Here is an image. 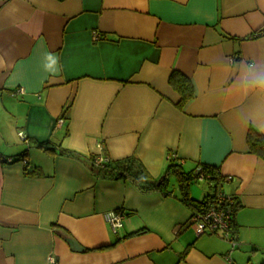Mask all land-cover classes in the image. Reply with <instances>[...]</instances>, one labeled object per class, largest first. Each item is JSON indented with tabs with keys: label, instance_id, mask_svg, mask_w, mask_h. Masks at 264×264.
<instances>
[{
	"label": "crops",
	"instance_id": "0c3cea01",
	"mask_svg": "<svg viewBox=\"0 0 264 264\" xmlns=\"http://www.w3.org/2000/svg\"><path fill=\"white\" fill-rule=\"evenodd\" d=\"M173 71L193 86L182 110ZM251 128L264 134V0H0V264H264ZM131 155L153 178L172 158L217 166L237 247L196 235L175 178L164 195L89 170Z\"/></svg>",
	"mask_w": 264,
	"mask_h": 264
},
{
	"label": "trees",
	"instance_id": "16d2710c",
	"mask_svg": "<svg viewBox=\"0 0 264 264\" xmlns=\"http://www.w3.org/2000/svg\"><path fill=\"white\" fill-rule=\"evenodd\" d=\"M171 88L180 96V100L177 104L181 110L184 105L194 98L192 82L184 74L177 71H173L168 79ZM68 109L62 111L63 119L67 117ZM248 152L254 155H259L264 159V134L255 131L251 128L246 136ZM46 152L54 151L53 147L48 145L41 146ZM67 154L68 156L74 155L73 152L62 149V154ZM97 157L92 156L90 158L89 170L97 177L103 178L110 181L119 180H129L132 182L140 191L144 193H150L152 191L163 193L164 195L172 194L169 189L171 178H175L178 182V192L180 193L181 201L188 205L194 213H199L205 210H209L211 206L214 205V199L216 193H220L229 200L228 206H231V224L232 232L234 234L235 226L234 223V213L238 207V203L233 202V198L225 195L222 190H220L219 184L222 180L220 178L218 167L211 164H200L199 167L192 171H184L180 167V163L177 162L176 158H172L166 166V170L159 178H153L143 167L140 159L135 157V155L124 157L121 160H112L104 164L97 165ZM203 181L209 186V191L211 193H206L201 199L197 200L190 196L188 188L198 181ZM212 181V183H211ZM231 201L233 204H231Z\"/></svg>",
	"mask_w": 264,
	"mask_h": 264
},
{
	"label": "built area",
	"instance_id": "2783aa9c",
	"mask_svg": "<svg viewBox=\"0 0 264 264\" xmlns=\"http://www.w3.org/2000/svg\"><path fill=\"white\" fill-rule=\"evenodd\" d=\"M18 91L21 92L20 90ZM62 122L63 117L57 120V125H61ZM17 135L19 139L25 140L22 132H18ZM6 159V161H13V158ZM95 160L97 165L104 164L109 161V159L103 156H99ZM23 163H25L24 160ZM214 202V205L211 206L209 210L193 214V227L195 228L196 235L201 236L204 234H218L230 243L231 248H234L236 243L233 238L232 226H230L232 219V207L228 206L229 200L226 199L220 192L216 193ZM231 204H233L232 201ZM125 217V213L120 210L104 214V220L109 224L114 232L123 226ZM226 258L229 262V258Z\"/></svg>",
	"mask_w": 264,
	"mask_h": 264
},
{
	"label": "rangeland",
	"instance_id": "374dc122",
	"mask_svg": "<svg viewBox=\"0 0 264 264\" xmlns=\"http://www.w3.org/2000/svg\"><path fill=\"white\" fill-rule=\"evenodd\" d=\"M194 187V189L196 188V189H198L199 188V190L200 191H203V189L205 188V182L204 181H198V182H195L194 184H192V188ZM192 190V191H194V193H197L195 190ZM209 192V189L206 191V193H208ZM204 235H208V236H213V235H218V234H204ZM218 236H220V235H218Z\"/></svg>",
	"mask_w": 264,
	"mask_h": 264
},
{
	"label": "clouds",
	"instance_id": "9594fccd",
	"mask_svg": "<svg viewBox=\"0 0 264 264\" xmlns=\"http://www.w3.org/2000/svg\"><path fill=\"white\" fill-rule=\"evenodd\" d=\"M62 118V117H61ZM222 238V237H221ZM233 238H234V235H233ZM226 240V239H225ZM234 241H235V238H234ZM230 244V243H229ZM235 247H237V244H236V246ZM234 247V248H235ZM234 248H231V249H234ZM226 257H228V256H226ZM229 258V257H228ZM226 260H227V258H226Z\"/></svg>",
	"mask_w": 264,
	"mask_h": 264
}]
</instances>
